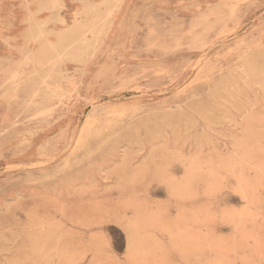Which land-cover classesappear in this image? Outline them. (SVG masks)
<instances>
[{
  "label": "rangeland",
  "instance_id": "obj_1",
  "mask_svg": "<svg viewBox=\"0 0 264 264\" xmlns=\"http://www.w3.org/2000/svg\"><path fill=\"white\" fill-rule=\"evenodd\" d=\"M261 62L264 0H0V264H264Z\"/></svg>",
  "mask_w": 264,
  "mask_h": 264
},
{
  "label": "bare ground",
  "instance_id": "obj_2",
  "mask_svg": "<svg viewBox=\"0 0 264 264\" xmlns=\"http://www.w3.org/2000/svg\"><path fill=\"white\" fill-rule=\"evenodd\" d=\"M251 62V61H250ZM257 62V61H256ZM253 63V62H252ZM253 68L255 69L256 73H259L263 70L264 68V62L260 63L258 66H255L253 65ZM177 114V113H176ZM175 113H169L168 115H164V116H161L159 118H157V120L151 122V126L152 128L156 129L157 128V125L158 124H161V125H164V127H168L169 129H177V127L179 126V124L184 120L183 119V115L182 114H177L176 115ZM156 117V116H155ZM186 118V116H185ZM156 119V118H155ZM188 120L187 118L185 119V121ZM190 120V119H189ZM191 121V120H190ZM185 124V123H184ZM190 125V124H189ZM184 126L187 127V125L185 124ZM193 127V126H192ZM151 128V129H152ZM91 129L92 127H89V128H85L84 131H82V137H81V140L79 141V145L78 147H85V145H87L86 143V139L89 138V136H91ZM186 129V128H185ZM83 130V129H82ZM135 135L137 136V133H138V128L135 129ZM157 130V129H156ZM181 130V128H180ZM191 130V129H190ZM160 131V130H159ZM165 131V130H164ZM176 131V130H175ZM185 131V130H184ZM93 132V131H92ZM174 132V131H173ZM181 132V131H180ZM159 133V132H158ZM155 134H157V132H155ZM80 135V134H79ZM150 137L152 138L154 136V134H149ZM158 136V135H157ZM79 137V138H80ZM145 137V136H144ZM160 137V136H159ZM139 140V139H138ZM164 141V140H163ZM152 146V145H151ZM81 148V149H82ZM84 149V148H83ZM82 149V150H83ZM123 162V161H122Z\"/></svg>",
  "mask_w": 264,
  "mask_h": 264
}]
</instances>
